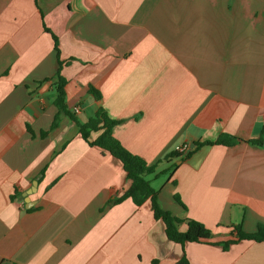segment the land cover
<instances>
[{"label":"crops","instance_id":"crops-1","mask_svg":"<svg viewBox=\"0 0 264 264\" xmlns=\"http://www.w3.org/2000/svg\"><path fill=\"white\" fill-rule=\"evenodd\" d=\"M44 26L68 109L84 122L101 107L148 163L241 139L147 176L158 204L203 223L207 241L169 240L148 199L112 203L129 185L120 160L63 112L51 128L58 63ZM238 223L264 225V0H0V264H264V242L220 244Z\"/></svg>","mask_w":264,"mask_h":264},{"label":"trees","instance_id":"trees-1","mask_svg":"<svg viewBox=\"0 0 264 264\" xmlns=\"http://www.w3.org/2000/svg\"><path fill=\"white\" fill-rule=\"evenodd\" d=\"M45 31L49 32L53 39V48L56 53L58 67L55 73L54 81V97L53 104L57 108V113L54 115L51 128L57 125L59 120V112H63L67 115L78 127V133L81 138L91 146H97L101 150L109 152L111 155L120 160L122 169L125 173V177L129 180V185L119 195L113 197L110 201L112 203H118L126 198L131 199L135 205H140L145 200L150 202V210L155 219H160L164 225L165 236L172 242L184 244L185 242H205L211 237V230L207 228L203 223L198 220L186 217L179 218L173 215L169 210L162 208L157 202V190H155L147 176L154 174L158 176L161 172H155L158 165L162 162H168L172 159L183 160L187 158L194 149L203 145L221 144V145H233L241 139L236 138L233 135L220 134L214 140H204L195 142L193 148L189 150L185 155H181L177 150H173L165 154L161 159L154 163H148L145 159L137 154H134L127 150L112 134L113 127L120 122L118 119L111 118L100 107L93 116L89 117L86 121L81 122L76 118L73 111L69 110L65 102V78L60 74V69L63 65V61L59 59L58 39L56 35L50 32L45 26ZM67 63V61L65 62ZM88 91L95 98H100V93L93 87H89ZM92 132H98V135L94 139H90ZM251 143H261V139H249ZM176 166V162L172 164ZM175 201L183 205L177 195H174ZM184 222L186 229L179 230V224ZM232 230L235 232V238L223 241L222 246L226 248L230 243L239 240H248L256 242H264V225H257L254 232H244L241 229V223L232 225ZM179 264H189L188 261L182 257L179 260Z\"/></svg>","mask_w":264,"mask_h":264},{"label":"built area","instance_id":"built-area-1","mask_svg":"<svg viewBox=\"0 0 264 264\" xmlns=\"http://www.w3.org/2000/svg\"><path fill=\"white\" fill-rule=\"evenodd\" d=\"M77 109H78L77 106L74 107V111H77ZM190 148H191V147H190V145H189L188 143H183V144H181V145L178 147L177 151H178L181 155H185L187 152H189Z\"/></svg>","mask_w":264,"mask_h":264},{"label":"rangeland","instance_id":"rangeland-1","mask_svg":"<svg viewBox=\"0 0 264 264\" xmlns=\"http://www.w3.org/2000/svg\"><path fill=\"white\" fill-rule=\"evenodd\" d=\"M158 177H161V175L158 176ZM161 180H162V179L159 178L158 180H155V181H154V178H152V181H154V182H153V186H156L157 184H160Z\"/></svg>","mask_w":264,"mask_h":264},{"label":"water","instance_id":"water-1","mask_svg":"<svg viewBox=\"0 0 264 264\" xmlns=\"http://www.w3.org/2000/svg\"><path fill=\"white\" fill-rule=\"evenodd\" d=\"M36 183H37V182H36V180H35L34 183H33V185H36Z\"/></svg>","mask_w":264,"mask_h":264}]
</instances>
